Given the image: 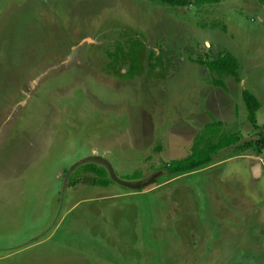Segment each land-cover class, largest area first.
Masks as SVG:
<instances>
[{
  "label": "rangeland",
  "instance_id": "obj_1",
  "mask_svg": "<svg viewBox=\"0 0 264 264\" xmlns=\"http://www.w3.org/2000/svg\"><path fill=\"white\" fill-rule=\"evenodd\" d=\"M225 51L241 83L198 61ZM214 116L256 162L263 1L0 0V264H264L263 177L164 168Z\"/></svg>",
  "mask_w": 264,
  "mask_h": 264
},
{
  "label": "trees",
  "instance_id": "obj_2",
  "mask_svg": "<svg viewBox=\"0 0 264 264\" xmlns=\"http://www.w3.org/2000/svg\"><path fill=\"white\" fill-rule=\"evenodd\" d=\"M170 5H186L190 0H159ZM264 2V0H261ZM198 61L204 64L209 70H215L217 73H227L233 76L235 80H238L237 68L238 64L235 57L228 51L218 53L214 58L208 60ZM215 84L222 83L221 80L215 79ZM241 98L247 109V119L253 122L254 111L258 106V101L254 94L246 88H242L240 91ZM238 136L234 133H223L219 131L217 122L209 121L203 124L199 133L193 137L190 150L185 155L170 159L164 168L166 172L172 174H178L188 170L198 168L211 161L213 154L220 148L225 147L233 142L237 141ZM257 145V151L261 146H264V136L260 135L253 140ZM81 168L84 170H91L94 175L81 179L82 181L91 183L106 185L109 182V178L105 175V168L99 165H95L90 162H84L81 164ZM73 180V179H71Z\"/></svg>",
  "mask_w": 264,
  "mask_h": 264
},
{
  "label": "crops",
  "instance_id": "obj_3",
  "mask_svg": "<svg viewBox=\"0 0 264 264\" xmlns=\"http://www.w3.org/2000/svg\"><path fill=\"white\" fill-rule=\"evenodd\" d=\"M237 74H238V72H237ZM238 81H239V83H241L242 82L241 78H238ZM254 96H255V94H254ZM240 98H241V94H240ZM258 106H259V102H258ZM209 121L217 122V126L219 128V131L222 132L221 129H220V124H222V127H223L225 125V122L220 116L215 117L214 120H206L204 123L209 122ZM251 124H253L255 126V128L258 126V124L256 122V119H255V111H254L253 122H251ZM223 133H225V132H223ZM263 136H264V134H263ZM233 143H235V142H233ZM233 143H231V144H229V145H227L225 147L220 148L216 153L213 154V157H212L211 161H209L207 164L202 165V166H200L198 168H195V169H192V170H188V171H185V172L174 174V176L175 175L178 176V175L183 174V173H186V174L193 173V172H196L197 170H200V169L205 168V167H211V166H215V165H218L220 163H223V162H227L228 165H225L224 169L227 170V175L228 176L232 175V177H234L236 179V177L238 178V176H246V174L248 172L250 173L251 176H253V178L249 181V183H250L251 189H253V191H254V189L259 188L258 184H259L260 181L262 182L263 178H264V175H262V170L260 168V165L257 162H252V160H250V158L248 156H245V154H242L240 152L237 153V154L233 153L232 155H229V156H226V157L225 156L222 157L223 151H227V148H229ZM222 149H223V151L220 152ZM216 156H218V157H216ZM219 172L221 173V170ZM220 186L223 189V191L226 192V195H227L228 199L231 202H233L236 206H238L237 202H242V203H245V204L248 203V201L245 199L246 197L243 198L242 196H240V191L238 192L237 191L238 189H236V187H234L232 185V183L228 182V180L222 181ZM241 194L243 196H245L244 195L245 193L242 192Z\"/></svg>",
  "mask_w": 264,
  "mask_h": 264
},
{
  "label": "built area",
  "instance_id": "obj_4",
  "mask_svg": "<svg viewBox=\"0 0 264 264\" xmlns=\"http://www.w3.org/2000/svg\"><path fill=\"white\" fill-rule=\"evenodd\" d=\"M254 158L256 162L260 165L261 170L264 172V146L260 147V150L255 153Z\"/></svg>",
  "mask_w": 264,
  "mask_h": 264
},
{
  "label": "water",
  "instance_id": "obj_5",
  "mask_svg": "<svg viewBox=\"0 0 264 264\" xmlns=\"http://www.w3.org/2000/svg\"><path fill=\"white\" fill-rule=\"evenodd\" d=\"M140 182L137 183V185L139 186Z\"/></svg>",
  "mask_w": 264,
  "mask_h": 264
}]
</instances>
